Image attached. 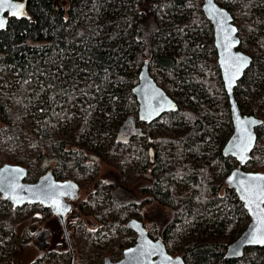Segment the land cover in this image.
<instances>
[{
  "label": "trees",
  "instance_id": "trees-1",
  "mask_svg": "<svg viewBox=\"0 0 264 264\" xmlns=\"http://www.w3.org/2000/svg\"><path fill=\"white\" fill-rule=\"evenodd\" d=\"M60 2L28 0L29 16L11 17L0 31V168L6 163L22 165L28 169L27 180L34 182L45 171L43 158L55 154L59 159L52 169L55 177L83 186L101 166L115 167L117 171L108 172L116 182L98 181V191L87 201L100 223L83 232L79 251L68 230L74 264H97L101 253L93 245L103 236L115 241L106 252L113 260L123 256L129 239H136L126 221L143 206L120 201L115 184L131 199L147 195L144 204L153 205L147 216L158 214L152 226L145 224L153 230L151 236L162 239L168 251L182 255L187 264H264L263 247L246 249L241 259L225 257L250 217L226 183L238 165L223 153L234 126L204 0ZM217 2L232 13L240 49L253 57L235 88L236 99L243 113L264 119V0ZM187 9L189 14L182 13ZM145 63L178 103L176 111L152 122L139 118L134 92ZM109 82L119 84L110 91ZM124 85L127 88L121 90ZM252 89L255 93L248 96ZM245 100L252 101L246 109ZM174 115L182 117L181 130L154 132L158 124L170 125ZM73 124V133L68 134L66 129ZM256 132L257 143L245 169L264 172V123ZM92 152L102 156L99 162ZM130 166L135 167L133 174H128ZM135 185L137 189L132 188ZM104 200L106 204L97 207ZM0 208V264H13L16 224L21 215L35 212L40 213V225L26 236L45 253L31 264H66L63 255L50 256L51 235L42 225L50 216L48 208L41 204L16 208L1 194ZM4 208L9 211L4 213ZM202 225L197 233L194 228ZM81 226L74 223L75 238Z\"/></svg>",
  "mask_w": 264,
  "mask_h": 264
},
{
  "label": "water",
  "instance_id": "water-1",
  "mask_svg": "<svg viewBox=\"0 0 264 264\" xmlns=\"http://www.w3.org/2000/svg\"><path fill=\"white\" fill-rule=\"evenodd\" d=\"M27 1L12 0L13 4L22 6L15 17L29 16ZM203 11L214 27L218 62L229 97L234 126L233 134L225 144L223 153L235 158L238 165L227 176L226 183L234 188L250 217L246 229L229 245L225 257L241 259L248 248H264V243H258L254 240V237L264 238V172L245 169V166L252 159V153L257 143L256 129L263 125L264 119L253 114L243 113L235 96V88L243 79L245 72L252 66L253 57L240 49L239 28L232 13L226 7L219 5L217 0H204ZM11 17L14 15L7 7L0 11V19L5 21V26L0 28V31L7 27ZM232 28L236 29L234 33L231 32ZM235 41H239V43H235ZM236 57H246L247 63L241 67ZM134 92L139 103V118L142 121L152 122L164 113L178 109L177 101L169 96L152 76L149 63L143 65L140 80L134 88ZM249 121H255V123H249ZM153 151L151 147L149 155L152 160H154ZM58 160L56 157L46 162L47 160L44 158L43 166L46 167ZM27 175L28 169L22 165L4 164L0 168L1 196L9 201L13 207L20 208L25 205L41 204L58 215L64 227V235L68 240L72 255L70 264H74L73 246L69 232L65 230L67 215L73 208L72 203L68 202L67 198L76 200L81 186L72 179H57L51 170L41 175L34 182L28 181ZM56 202L60 205L59 210ZM127 226L137 233L136 242L124 250L123 256L119 260L115 261L106 257L101 264H187L182 255H174L169 252L162 239L153 238L144 222L133 219ZM44 253L45 251L42 250V255Z\"/></svg>",
  "mask_w": 264,
  "mask_h": 264
},
{
  "label": "rangeland",
  "instance_id": "rangeland-1",
  "mask_svg": "<svg viewBox=\"0 0 264 264\" xmlns=\"http://www.w3.org/2000/svg\"><path fill=\"white\" fill-rule=\"evenodd\" d=\"M60 1L61 0H59V2ZM61 3L62 2H60L59 5ZM67 7H68V4L66 5V8ZM182 13L189 14L190 10L189 9L184 10V11H182ZM251 38H253V37H251ZM141 71H142V69L140 70L139 75H140ZM109 83L111 85V82H109ZM116 84H119V83L116 82L115 85H113V86L111 85L112 87L110 88V91H113V89L116 87ZM120 88H121V90H125L127 88V86L124 85L123 87H120ZM249 93L250 94L248 96H252L253 93H255L254 89L250 90ZM108 94H110V93H108ZM245 101L246 102L244 103V108L246 109L247 107H249L252 104V101H250V100H245ZM181 123H182L181 115H174L173 120L170 123V125L158 124L154 128V132L167 131L169 133L175 134L176 132H178L179 130H181L183 128L181 126ZM107 124H108L109 128H111L108 130H112V127H110V122ZM1 127H2V123L0 121V128ZM74 128H75V124L67 127L66 132L68 134H71V133H73ZM137 132L138 131L136 130V133ZM145 133L146 132H142L143 135H146ZM146 136L148 137V139L151 138V136L148 134ZM110 142H111V138L108 140L106 145H108V143H110ZM150 147H151V145L148 146V150H150ZM153 153L155 156L154 151H153ZM92 154H93V156H99V157L101 156L95 152H92ZM56 157L57 156L55 154H53V155H47L44 158H45V160H47L46 162H48L52 158H56ZM103 157H105V156L103 155ZM100 160L101 159H99V161ZM53 165H54V163H52L51 165H47L46 168H44L45 169L44 172L46 173L47 171L52 170ZM110 170L117 171L114 166H110V165L106 164V165L101 166V168L98 169V171L95 174H92V176L87 177L82 191L80 189V192L78 195V197L79 196L80 197L78 199H76L75 201H73L74 206L66 218L69 227H67V225H65V230L71 231L72 238H73L72 243H73L76 251H79L78 244L82 243L81 237H82L83 232L87 231L89 229L97 228L99 226V223H100L93 215L94 209H92L90 207V204H88V202H87V199H88L87 196L89 195L87 193L93 189V187L97 181L103 182L104 180H107L108 183H112V182L115 183L116 182L115 177L113 176V174L108 172ZM134 170H135V167L130 166L128 168V174H133ZM44 172L39 173L38 178L41 175H43ZM96 178H97V180H96ZM131 183H132V181H131ZM112 186L114 187L115 196L120 201L128 202V203L129 202H131V203L137 202L138 204L143 206V207H141L140 211L139 210L133 211L132 216L126 221V225H128V223L133 219L140 220V221L144 222L145 224H151L150 222H152L153 219L155 222L158 220V216H157L158 214H156V213H154V215H152V218H149L147 216L148 214H151L150 212L153 209V205H151L149 202L144 204V201H147V195L146 194L141 195V198H139V199H133V198L131 199L129 196H126L121 191L122 189L119 186V184H115V186L114 185H112ZM181 186H183V185H181ZM132 188L137 189L138 186L135 185ZM106 192L109 193L108 190H106ZM138 194H140V193H138ZM105 200L103 201V203H100L97 207H99L100 205H103L104 203L106 204ZM49 210L51 212L50 216L42 222V225L45 227L46 230H48L50 232V235H51L49 238V243H50V248H51L50 256L54 257L55 254H61L66 259L65 263L70 264L72 255H70V253H68V250L66 249L67 241L64 237L65 235H64V232L62 229V225H61L59 219L53 214L52 210L51 209H49ZM8 211H9L8 208L3 209L4 213H7ZM39 215H40L39 212H35L34 214H32L26 218H25V216L21 215L20 220L16 224V232H17V237H18V241H17V244H18L17 247L18 248H17V250L14 254V257H13V264H31L36 258L40 257L43 248L41 246L38 248L34 243H31L26 236V234H28L30 232V230L37 229L39 227L40 222H41V220H39L37 218V216H39ZM76 222H80L82 224L81 229H80V234L77 236V238L74 237L75 229L73 227L74 223H76ZM151 226H152V224H151ZM157 226L160 227V224L157 223ZM204 227H205V225H202L198 228H194V230H196V232L199 233V231L202 230ZM109 228H110V226H108V228H106V232ZM127 228L131 233H135L128 226H127ZM118 230H119V233H121V234L124 231L122 228H119ZM149 231H150V234L153 232V230L152 231L149 230ZM135 234H136L135 236L137 238L138 235H137V233H135ZM112 238L113 237L106 235L97 241L95 240L93 247L100 249V253H101L97 259V264H101L104 261V259L107 257L106 252H108L110 250V247H112V245L115 243L114 239H112ZM129 242L130 243H125L126 245L129 244V246H127V247L132 246L136 242V239L133 242H132V240L129 239ZM127 247H125V249ZM94 248H92V250ZM91 252L92 251L89 250V252L86 254V256H89L91 254Z\"/></svg>",
  "mask_w": 264,
  "mask_h": 264
},
{
  "label": "snow or ice",
  "instance_id": "snow-or-ice-1",
  "mask_svg": "<svg viewBox=\"0 0 264 264\" xmlns=\"http://www.w3.org/2000/svg\"><path fill=\"white\" fill-rule=\"evenodd\" d=\"M5 7L8 8V10L11 11L12 15H17L18 12H20L21 7L20 5H15L12 3V0H0V11H2ZM5 26V21L3 19H0V28H3ZM236 29L232 28L231 32H235ZM231 39V37H229ZM235 43H239V41H235ZM236 59L240 62V66L243 67L244 64L247 63L246 57H236ZM249 123H255V121H249ZM246 150V149H245ZM57 209H60V205L58 202H56ZM255 242L258 243H264V238L261 237H254Z\"/></svg>",
  "mask_w": 264,
  "mask_h": 264
},
{
  "label": "flooded vegetation",
  "instance_id": "flooded-vegetation-1",
  "mask_svg": "<svg viewBox=\"0 0 264 264\" xmlns=\"http://www.w3.org/2000/svg\"><path fill=\"white\" fill-rule=\"evenodd\" d=\"M19 1H23V0H19ZM91 156H93L92 154H91ZM96 159L97 158H99L98 156H94ZM100 159V158H99ZM99 160H96V162H98ZM54 164H55V162H54ZM54 166V165H53ZM52 171V170H51ZM97 172V171H96ZM96 172H94V174L96 173ZM90 176H92V175H90ZM89 177V176H88ZM61 180V179H60ZM96 180H97V178H96ZM98 182V181H97ZM96 182V183H97ZM101 183H103L102 181H100ZM95 183V185H94V187H93V189L92 190H90L87 194H89L88 196H87V198L89 199L91 196H93L95 193H96V191H98V189L96 188V186H97V184ZM81 186V191H82V189H83V187H84V185L82 186V185H80ZM101 189H103V186L101 187ZM80 197V196H79ZM78 197V198H79ZM100 197H102L101 196V194H100ZM77 198V199H78ZM88 199H87V201H88ZM67 201L68 202H70V203H72V205H73V201H75V200H72V199H70V198H67ZM74 206V205H73ZM122 258V257H121ZM117 260H119V259H117ZM117 260H115V261H117ZM103 263V262H102Z\"/></svg>",
  "mask_w": 264,
  "mask_h": 264
}]
</instances>
